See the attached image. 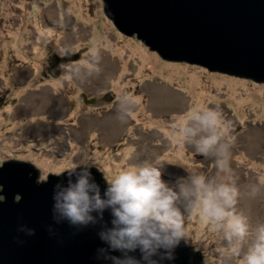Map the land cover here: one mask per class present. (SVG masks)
<instances>
[{"label": "rangeland", "instance_id": "1", "mask_svg": "<svg viewBox=\"0 0 264 264\" xmlns=\"http://www.w3.org/2000/svg\"><path fill=\"white\" fill-rule=\"evenodd\" d=\"M67 53L77 55L51 74L52 56ZM207 108L221 111L220 132L227 126L216 148L234 140L227 171L215 153L197 152L204 132H181L198 128L192 117ZM9 159L31 163L37 180L95 166L108 184L127 168L157 166L188 192L177 201L183 241L204 264H241L222 225L203 222L191 181L234 183L237 211L252 228L264 224V81L164 58L118 30L102 0H0V165Z\"/></svg>", "mask_w": 264, "mask_h": 264}, {"label": "water", "instance_id": "2", "mask_svg": "<svg viewBox=\"0 0 264 264\" xmlns=\"http://www.w3.org/2000/svg\"><path fill=\"white\" fill-rule=\"evenodd\" d=\"M104 14L125 34H135L164 58L192 61L209 72H227L264 81V0H102ZM77 54L53 55L49 72ZM83 166L49 173L37 180L38 170L18 159L0 165V264H117L100 231L103 221L71 225L54 211V196L75 183ZM101 195L108 186L103 173L88 166ZM59 184L60 189L54 186ZM18 195V196H16ZM95 215V214H94ZM55 217V219H54ZM59 221V222H57ZM34 230L33 235H28ZM129 256L140 258L139 250ZM155 259H158L156 257ZM141 264H147L142 261ZM160 264H203L201 251L183 240L174 260Z\"/></svg>", "mask_w": 264, "mask_h": 264}, {"label": "clouds", "instance_id": "3", "mask_svg": "<svg viewBox=\"0 0 264 264\" xmlns=\"http://www.w3.org/2000/svg\"><path fill=\"white\" fill-rule=\"evenodd\" d=\"M192 119L199 123V127L184 128L182 135L187 137L190 133L195 136L198 131L204 132L205 135L195 142L197 152L204 157L215 153L222 158L216 161L219 170H229V150L234 140L216 148L227 133L226 125L223 133L219 131L223 124L221 111L207 108L203 114H194ZM75 169L68 175L71 176ZM91 177L89 167L83 166L76 182L69 181L68 187L54 196V211L71 225L85 226L103 221L104 213L109 212L111 227L105 225L99 235L113 251L124 254L123 259L113 257L117 264H141L142 261L160 264V261L175 259V250L186 235L184 216L177 201L181 194L188 196L187 191L182 188L178 194L162 179L160 168L147 163L121 171L108 184L103 196ZM191 182L203 222L222 225L230 254L242 255L241 264H264V224L252 228L248 217L237 211L240 192L236 185H213L206 182L204 175L193 176ZM54 187L61 188L59 184ZM27 234L33 235L34 230ZM137 250L139 259L128 255Z\"/></svg>", "mask_w": 264, "mask_h": 264}, {"label": "trees", "instance_id": "4", "mask_svg": "<svg viewBox=\"0 0 264 264\" xmlns=\"http://www.w3.org/2000/svg\"><path fill=\"white\" fill-rule=\"evenodd\" d=\"M202 256V255H201ZM204 264V263H203Z\"/></svg>", "mask_w": 264, "mask_h": 264}]
</instances>
